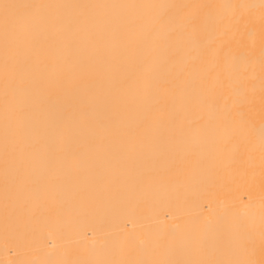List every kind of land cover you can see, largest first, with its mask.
<instances>
[{
	"label": "bare ground",
	"instance_id": "1",
	"mask_svg": "<svg viewBox=\"0 0 264 264\" xmlns=\"http://www.w3.org/2000/svg\"><path fill=\"white\" fill-rule=\"evenodd\" d=\"M0 264H264V0H0Z\"/></svg>",
	"mask_w": 264,
	"mask_h": 264
}]
</instances>
